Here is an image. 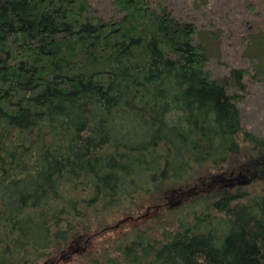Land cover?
Masks as SVG:
<instances>
[{
  "label": "trees",
  "instance_id": "16d2710c",
  "mask_svg": "<svg viewBox=\"0 0 264 264\" xmlns=\"http://www.w3.org/2000/svg\"><path fill=\"white\" fill-rule=\"evenodd\" d=\"M113 5L0 0V264H33L92 215L168 189L165 211L92 264H264V139L238 106L264 59L230 67L232 89L194 21L163 0ZM211 168L224 182L194 191Z\"/></svg>",
  "mask_w": 264,
  "mask_h": 264
},
{
  "label": "rangeland",
  "instance_id": "374dc122",
  "mask_svg": "<svg viewBox=\"0 0 264 264\" xmlns=\"http://www.w3.org/2000/svg\"><path fill=\"white\" fill-rule=\"evenodd\" d=\"M150 1L154 4L158 0ZM91 2L97 16H114L116 8L113 0ZM163 3L176 17L194 21L197 25L195 41L206 47L209 58L206 69L215 80L221 82L224 77H229L231 88L234 89V81L228 76L230 67L244 66L251 68V71L261 69L264 48L257 43L256 34H249L248 28L257 26L258 31L264 28V0H163ZM247 90L241 92L238 103L242 124L253 135L264 139V77L250 78ZM257 159L258 163L263 162L264 157ZM216 173L211 168V172L203 174L201 184L193 190L200 189L202 183L214 184V176L219 182H224L222 178L225 173ZM230 177L232 179L226 181L233 187L237 184L242 186L240 175L232 173ZM254 185L259 191L264 188L261 179ZM170 193L168 189L166 196L160 200L156 195H137L133 203L125 200L120 207L104 213L106 215H92L88 230L82 228L73 232L65 246L54 245L48 255L33 264H92L94 258L102 260L105 253L111 254L116 246L127 243L133 236L134 228H143L156 210L165 211L171 199ZM157 203L160 204L157 209L151 207Z\"/></svg>",
  "mask_w": 264,
  "mask_h": 264
}]
</instances>
